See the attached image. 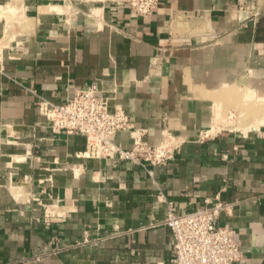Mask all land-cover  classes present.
I'll use <instances>...</instances> for the list:
<instances>
[{"label":"crops","instance_id":"1","mask_svg":"<svg viewBox=\"0 0 264 264\" xmlns=\"http://www.w3.org/2000/svg\"><path fill=\"white\" fill-rule=\"evenodd\" d=\"M93 82L173 159L90 158L56 130L40 102ZM205 198L227 205L234 264H264V0H0V264H171L167 202Z\"/></svg>","mask_w":264,"mask_h":264},{"label":"built area","instance_id":"2","mask_svg":"<svg viewBox=\"0 0 264 264\" xmlns=\"http://www.w3.org/2000/svg\"><path fill=\"white\" fill-rule=\"evenodd\" d=\"M138 14H149L157 0H123ZM40 109L56 130L79 133L86 140L83 154L90 158H118L131 160L146 168L173 159L176 145L171 134L162 135L158 144L143 140V130L134 129L128 116L120 107L109 109L107 98L99 94L95 82L85 89H75L72 96L61 104L42 100ZM129 130L132 144L123 148L114 141L116 132ZM209 132L200 133V138ZM227 205L216 198L193 211L178 214L167 202L165 224L174 239V256L171 264H234L241 257L234 230L218 222L220 211ZM45 219L51 211L45 210Z\"/></svg>","mask_w":264,"mask_h":264},{"label":"bare ground","instance_id":"3","mask_svg":"<svg viewBox=\"0 0 264 264\" xmlns=\"http://www.w3.org/2000/svg\"><path fill=\"white\" fill-rule=\"evenodd\" d=\"M242 114V113H241Z\"/></svg>","mask_w":264,"mask_h":264}]
</instances>
